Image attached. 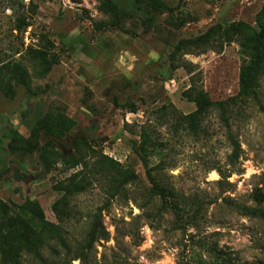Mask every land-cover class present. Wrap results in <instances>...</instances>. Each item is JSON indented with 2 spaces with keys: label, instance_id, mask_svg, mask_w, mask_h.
I'll use <instances>...</instances> for the list:
<instances>
[{
  "label": "rangeland",
  "instance_id": "obj_1",
  "mask_svg": "<svg viewBox=\"0 0 264 264\" xmlns=\"http://www.w3.org/2000/svg\"><path fill=\"white\" fill-rule=\"evenodd\" d=\"M162 1V13L132 2L123 16L103 0H0V198L12 206L36 200L47 221L61 224L53 205L63 195L59 183L76 168H46L41 150L26 149L47 111L76 121L52 139L58 151L70 154L81 137L137 173L123 195L111 198L96 181L70 198L62 225L72 249L101 213L109 238L95 243L94 254L72 260L53 238L42 249L45 261L27 255L22 264H264V217L243 210L264 209L253 196L264 192V75L260 101L233 107L229 123L212 109L193 132L178 122L196 108L184 93L190 74L169 62L178 40L216 23L258 27L264 0ZM19 16L28 22L22 30L15 28ZM259 50L264 43L248 53L233 41L184 58L210 97L222 100L240 89L243 56ZM144 131L153 139L146 149ZM231 132L242 148L233 163ZM150 174L174 192L182 219L159 213Z\"/></svg>",
  "mask_w": 264,
  "mask_h": 264
},
{
  "label": "trees",
  "instance_id": "obj_2",
  "mask_svg": "<svg viewBox=\"0 0 264 264\" xmlns=\"http://www.w3.org/2000/svg\"><path fill=\"white\" fill-rule=\"evenodd\" d=\"M103 1L108 9L119 11L123 16L131 14L132 2L147 7L152 12L162 13L166 9L162 0ZM257 24L258 27L246 21H234L227 25L216 23L198 36L182 38L176 42L169 52L170 66L174 69L183 67L190 74L191 83L184 93L196 105L195 110L183 114L178 122L191 131L197 132L203 118L212 109H218L221 117L229 123L233 107L251 99L260 101L259 86L260 79L264 75V52L259 50L256 55L243 56L240 67V89L235 96L222 100H213L210 97L201 84L200 72H195L196 66L184 58L186 54H201L208 50L221 51L226 44L233 41H236L248 53L255 51L259 44L264 43V5L258 12ZM27 25L25 16L17 17L15 28L22 30ZM75 125L76 121L66 114L47 111L36 120L32 127L30 137L26 141L28 151L33 153L37 149L41 150L46 168L50 169L60 162L66 168H76V170L59 183V189L63 191V195L54 203L53 209L61 224L47 221L43 208L36 200L27 199L22 204L12 206L0 198V264H22L27 255L45 261L42 249L53 238L62 241L66 247V255L71 256L72 260H85L92 249L94 254L96 242L102 239L108 240L109 232L102 222L100 213L92 220L79 247L71 248L62 225L70 217V198L88 189L96 181L106 183V191L111 198L123 195L126 192V185L137 178V173L81 137L73 138V151L70 154L66 155L58 151L52 139L63 137ZM42 134L47 136L44 143L40 141ZM229 138L233 146V153L230 156L231 163H233L240 156L242 148L232 132ZM152 142L151 135L144 131L141 141L142 148L146 149ZM219 173L224 174L220 170ZM150 179L153 183V191L162 199V204L158 209L159 213L172 210L179 220L182 219L185 208L174 200V192L157 181L152 174H150ZM253 196L256 201L264 202V192L261 189H256ZM61 205L62 208H60ZM243 210L245 213L264 217V209L243 206ZM27 213H30L37 223L31 222L26 217Z\"/></svg>",
  "mask_w": 264,
  "mask_h": 264
}]
</instances>
